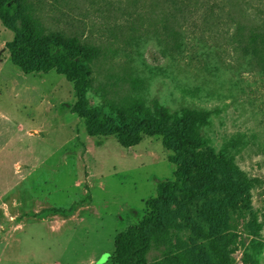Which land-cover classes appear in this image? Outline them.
Here are the masks:
<instances>
[{
    "label": "rangeland",
    "instance_id": "rangeland-1",
    "mask_svg": "<svg viewBox=\"0 0 264 264\" xmlns=\"http://www.w3.org/2000/svg\"><path fill=\"white\" fill-rule=\"evenodd\" d=\"M26 2L49 31L101 49L90 105L140 96L179 117L184 108L209 112L198 151L212 161L228 146L232 178L246 187L233 204L221 193L200 199L194 214L209 229L213 206L223 203L234 261L264 264V70H250L228 43L235 21L247 31L264 28V0H178L179 13L170 0ZM211 6L225 23L207 22ZM170 13L178 14L169 24L180 31L178 45L161 21ZM13 36L0 19V264H112L117 232L137 223L157 184L173 178V152L160 137L124 147L115 136L88 135L72 111L74 83L55 70L25 73L6 48ZM208 180L194 173V183ZM170 253L213 263L209 242L187 226L172 229L147 257L168 264Z\"/></svg>",
    "mask_w": 264,
    "mask_h": 264
},
{
    "label": "trees",
    "instance_id": "trees-1",
    "mask_svg": "<svg viewBox=\"0 0 264 264\" xmlns=\"http://www.w3.org/2000/svg\"><path fill=\"white\" fill-rule=\"evenodd\" d=\"M170 1L177 13L183 9L178 0ZM205 15L208 23H225L222 20L225 17L213 11V6L206 10ZM171 18L178 23V14L175 13L161 21L167 36L178 45L181 42L180 31L169 25L174 24ZM0 19L14 32L13 38L6 42L14 64L27 74L55 70L74 83L76 100L72 111L84 119L88 135L115 136L124 147L138 145L146 135L160 137L164 146L173 152L170 161L177 166L173 178L157 184L156 195L147 198V208L137 223L117 232L110 263L162 264L148 259L152 245L165 239L172 229L187 226L209 242L213 263L204 260L201 264H238L232 258L224 236L227 211L223 203L213 206V224L209 229L203 227L193 211L194 204L200 199L216 193L223 194L224 199L233 204L246 187L244 180L232 178L237 170L228 146L222 148L220 154H213L212 161L202 157L198 151L206 145L200 125L209 112L184 108L183 115L179 117L158 102L148 105L140 96H104L101 103L92 106L88 92L95 79L94 65L101 56V49L95 43L64 31H49L41 18L29 9L26 0H0ZM233 24L235 30L234 33L229 31L228 43L240 49V56L250 70H264V28L256 26L247 31L242 22ZM171 121H175L174 127ZM237 143L239 140L235 139L230 145ZM195 172L206 175L209 180L194 183ZM165 260L168 264H198L197 261L184 263L181 256L174 253L166 255Z\"/></svg>",
    "mask_w": 264,
    "mask_h": 264
}]
</instances>
